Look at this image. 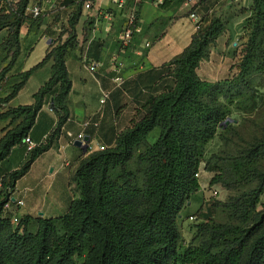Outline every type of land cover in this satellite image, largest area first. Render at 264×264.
Instances as JSON below:
<instances>
[{
    "label": "trees",
    "instance_id": "16d2710c",
    "mask_svg": "<svg viewBox=\"0 0 264 264\" xmlns=\"http://www.w3.org/2000/svg\"><path fill=\"white\" fill-rule=\"evenodd\" d=\"M28 4L0 1V32H7L0 43L7 61L0 69V108L50 61L51 75L31 105L0 112V165L14 147L25 146L48 99L57 122L45 144L29 152L25 146L20 168L0 174V264H264V0H250L246 8L241 50L226 78L211 83L197 75L226 32L220 16L207 15L189 45L164 65L173 85L149 97L112 146L86 151L71 178L74 191L66 213L56 218L24 216L14 227L4 207L16 183L51 148L69 117L72 82L66 58L77 45L80 17L71 16L67 38L56 39L40 63L12 74L21 52V28H37L41 22L39 15L26 14ZM231 118L235 121L225 125ZM250 125L259 136L229 156L227 165L222 166L218 155L205 161L206 147L217 135L224 146L237 143ZM201 163L213 174L210 186L219 184L233 195L223 205L209 207L192 241L185 243L177 220L199 191ZM215 208L224 220L212 219Z\"/></svg>",
    "mask_w": 264,
    "mask_h": 264
},
{
    "label": "crops",
    "instance_id": "0c3cea01",
    "mask_svg": "<svg viewBox=\"0 0 264 264\" xmlns=\"http://www.w3.org/2000/svg\"><path fill=\"white\" fill-rule=\"evenodd\" d=\"M14 1L17 3L19 0ZM84 1L29 0L26 14L36 17L33 13L37 10L41 22L37 28L25 25L20 31L21 52L12 74L27 72L40 63L56 39L61 37L64 41L67 38L71 16L80 15L75 27L77 45L66 58V68L72 82L67 101L68 120L51 148L32 164L23 177L34 175L36 185L24 190L26 195L40 190L45 204L39 206L34 203L26 208L24 203L25 209L21 210L24 216L56 218L66 213L72 200V175L86 155L71 143L67 133L73 137L84 134L89 139V153L112 146L136 110L149 97L173 85V79L168 76V69L164 65L189 45L198 22L207 15L220 16L227 23L226 32L216 40L209 59L200 64L197 75L207 82L220 81L214 78L210 66L225 61L224 54L229 55L230 48L236 46L249 15L246 8L250 5V0H195L189 6L178 4V0H124L127 7H136L138 23L132 45L123 47L120 33L126 15L116 8L117 0H89V10L84 9ZM106 12L111 13L106 15L107 18L102 15ZM6 36V31L0 32V43ZM146 43L150 47L144 49ZM37 47L39 55L36 62H29V56ZM91 62L97 63L96 71L86 68L85 64ZM137 64L140 66L132 68ZM51 65L50 61L35 71L17 96L0 108V112L31 105L32 96L50 78ZM117 77L122 78L119 85L114 82ZM104 94H107L106 98ZM50 106L48 99L29 133L35 147L46 143L56 125L57 115ZM85 122H88L87 127H83ZM95 123H98L97 127H94ZM25 146L14 147L5 162L14 156L25 161ZM65 185L71 190L70 196L64 192Z\"/></svg>",
    "mask_w": 264,
    "mask_h": 264
},
{
    "label": "rangeland",
    "instance_id": "374dc122",
    "mask_svg": "<svg viewBox=\"0 0 264 264\" xmlns=\"http://www.w3.org/2000/svg\"><path fill=\"white\" fill-rule=\"evenodd\" d=\"M32 10V9H31ZM33 11V10H32ZM33 13V12H32ZM39 15V14H38ZM3 41V40H2ZM242 40L238 38L236 41V46L233 48H230L229 55H225V61L223 60L221 64H212L210 67L213 69L214 78L217 80H223L226 78L229 74V68L232 64L237 62V55L239 54V51L241 50L240 45ZM238 44V47H237ZM39 55L38 47L33 50L31 55L29 56L28 60L29 62H36V58ZM3 54H0V69L6 64L7 61H3ZM4 62V63H3ZM142 62V61H141ZM140 62V63H141ZM135 66H140V64L132 66V68H136ZM204 69V68H203ZM32 85V84H30ZM29 85V86H30ZM9 86L5 87V90H8ZM3 92L0 93V96H2ZM261 99H264V90L260 91ZM234 118L239 120V115H234ZM254 119V118H253ZM230 122H234L235 120L231 118L229 120ZM255 122L260 121L254 119ZM229 122V123H230ZM259 123V122H257ZM247 125V124H246ZM244 127V126H243ZM158 131H156V134H152L150 136V142L153 141V138L157 135ZM259 136V132L257 128H253L252 125L249 126L248 131L246 134H243L241 136V139L237 141V143H231L230 145H223V142L221 141L220 137L217 135L206 147L205 152V161L213 155H218L222 158V166L227 165L229 163V160L227 158L229 156H233L237 153L238 150L245 147L243 145H246L253 136ZM25 161L17 156L12 157L9 161L4 162L0 165V174H6L10 170H16L20 168ZM213 174L205 169V164L201 163L199 167L198 172V181H199V191L194 194L189 202L185 205V207L181 210L180 216L177 220V225L179 228V231L181 233L183 242L190 243L196 233V227L200 223L203 222V215H205L206 211L209 210V207H211L213 204H216L218 206L223 205V203L228 199L230 195H233L230 191L226 190L223 186L216 184L213 186H210V180L212 178ZM34 175L29 176L28 178H22L19 180V183L17 186H15L14 191L11 194V197L22 198L23 202L25 203L26 208L31 207L34 203L38 204L39 206H42L45 204L44 197L42 195V192L40 190H35V193H29L26 195V192L24 190L25 187L28 188H34L35 180ZM70 184L71 181H70ZM17 188V189H16ZM3 190V186L0 181V193ZM70 191L68 186L65 185V194L70 196ZM74 187L72 189V195H73ZM216 191V195H214V192ZM25 209L23 206L22 208H12L10 212H8L10 215L12 213L20 219L24 217L23 214H21V210ZM220 209V207H219ZM39 217V216H35ZM214 221H222L224 220V216H222L221 211L216 212V208L213 209V215L211 216ZM12 225L15 227L17 223H15L12 220Z\"/></svg>",
    "mask_w": 264,
    "mask_h": 264
},
{
    "label": "built area",
    "instance_id": "2783aa9c",
    "mask_svg": "<svg viewBox=\"0 0 264 264\" xmlns=\"http://www.w3.org/2000/svg\"><path fill=\"white\" fill-rule=\"evenodd\" d=\"M0 1H2V0H0ZM6 1L10 6H14L16 4V2L14 0H6ZM194 1L195 0H185L183 5L189 6ZM83 7H84V9L89 10L91 8V2L89 0L84 1ZM116 8L119 11H123L124 15H126L125 24H124L122 32L120 33V44L123 47H128V46L132 45L133 38H134L136 31H137V23H138L137 17H136L137 10H136L135 6L127 7L126 2L124 0H117L116 1ZM33 15L34 16L38 15L37 10L34 11ZM102 15H105V18H107L106 15H111V13L106 12ZM149 47H150L149 43H146L144 45V49H147ZM85 65L89 71L93 72V71H96V69H97V63H95V62H91L89 65H87V64H85ZM114 82H115V84L119 85L122 83V78L117 77L114 79ZM106 97H107V94H104V98H106ZM87 126H88V122H85L83 127H87ZM97 126H98V123H95L94 127H97ZM67 137L71 139V143H73L74 141H83V139L85 138L84 134H82V133H80L76 137H73V135L71 133H67ZM45 141H46V138L43 139V142H45ZM24 144L27 146L28 152L31 151L35 147V145L31 142V140L29 138L25 139ZM87 150H90L89 146L87 147ZM215 194H216V192H214V195ZM23 206H24V202L22 199H18V198L16 199L15 197H10L8 203L4 207V211L8 213V212H10V210L12 208L17 209V208H22ZM12 220L15 223L19 222V218L15 215V213L14 214L12 213Z\"/></svg>",
    "mask_w": 264,
    "mask_h": 264
},
{
    "label": "water",
    "instance_id": "95a60500",
    "mask_svg": "<svg viewBox=\"0 0 264 264\" xmlns=\"http://www.w3.org/2000/svg\"><path fill=\"white\" fill-rule=\"evenodd\" d=\"M51 102V105L53 106V101L52 99L50 100ZM229 120L225 122V125H228L229 124ZM88 142H89V139L87 137H85L83 139V141H74L73 142V145L79 149H81L84 153H86L87 151V147H88Z\"/></svg>",
    "mask_w": 264,
    "mask_h": 264
}]
</instances>
